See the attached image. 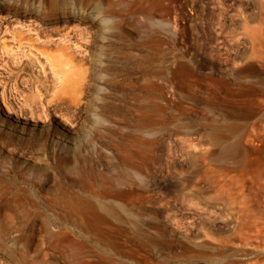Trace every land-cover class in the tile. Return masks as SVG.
Here are the masks:
<instances>
[{"label": "rangeland", "instance_id": "rangeland-1", "mask_svg": "<svg viewBox=\"0 0 264 264\" xmlns=\"http://www.w3.org/2000/svg\"><path fill=\"white\" fill-rule=\"evenodd\" d=\"M0 264H264V0H0Z\"/></svg>", "mask_w": 264, "mask_h": 264}, {"label": "bare ground", "instance_id": "bare-ground-1", "mask_svg": "<svg viewBox=\"0 0 264 264\" xmlns=\"http://www.w3.org/2000/svg\"><path fill=\"white\" fill-rule=\"evenodd\" d=\"M27 15H29V16H32L33 15V11H29V12H27ZM50 37V36H49ZM25 45H26V43H24ZM30 45H31V43H30ZM29 45V46H30ZM21 46H22V42H19V44L17 45V48L19 47V48H21ZM31 46H33V45H31ZM27 47V46H26ZM34 47V46H33ZM15 48H16V46H15ZM14 48V49H15ZM12 49V48H11ZM27 49H28V47H27ZM23 50V49H22ZM13 51V50H12ZM11 51V52H12ZM19 51V50H18ZM40 51V50H39ZM35 52V51H34ZM17 53V52H16ZM21 53V52H20ZM33 54V53H32ZM31 56V55H30ZM32 57V56H31ZM35 57H37V56H35ZM47 60H48V62L51 64V66L49 65L48 67H51L50 68V70L53 72V76H55V77H58V78H61V74L60 73H62V74H66V75H62V76H67V72H69L68 74V76H70V73H71V70L70 71H68L69 69H65L66 68V66H65V68L63 67L64 66V62L65 61H67V60H70V59H68V58H66L65 57V55H64V53L63 52H58V53H56L54 56H53V58H50V57H47L46 58ZM36 60H37V58H36ZM36 62V61H35ZM72 61H70V63H71ZM48 63V64H49ZM67 63V62H66ZM57 64H59V66L60 67H55V65H57ZM63 64V65H62ZM66 65V64H65ZM62 66V67H61ZM68 66V65H67ZM71 66V65H70ZM70 66H68L69 68H70ZM67 67V68H68ZM58 78H56V79H58ZM62 79V78H61ZM65 79H67V78H65ZM63 82H64V80H63ZM6 91H4V93H5ZM3 93V94H4ZM2 94V93H1ZM7 96V95H6ZM1 99H2V101H3V103H4V105H5V111L7 112V113H12V112H15L14 111V107L11 105V104H9L8 103V99H5L4 98V96H2L1 95ZM32 99H33V97H32ZM11 101V100H10ZM29 101V100H28ZM30 101H31V99H30ZM34 101V100H33ZM1 111H4V110H2L1 109ZM18 111V110H17ZM39 117H40V115H39ZM70 122V121H69ZM70 128H72V125H70L68 128H67V130L68 131H71L70 130ZM68 133V132H67ZM90 206H91V208H93V209H95V210H99V209H102V210H105V211H108V212H111V213H119L120 211H123V210H125V207L122 205V204H120V203H117V202H112V201H109V200H98V201H94L93 203H90Z\"/></svg>", "mask_w": 264, "mask_h": 264}]
</instances>
